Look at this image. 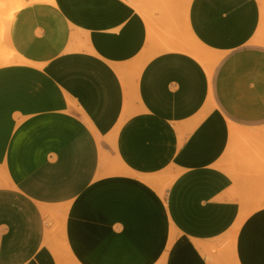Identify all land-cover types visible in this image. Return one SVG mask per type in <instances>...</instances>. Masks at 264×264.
I'll list each match as a JSON object with an SVG mask.
<instances>
[{
  "label": "crops",
  "instance_id": "obj_1",
  "mask_svg": "<svg viewBox=\"0 0 264 264\" xmlns=\"http://www.w3.org/2000/svg\"><path fill=\"white\" fill-rule=\"evenodd\" d=\"M20 1L0 264H264V0Z\"/></svg>",
  "mask_w": 264,
  "mask_h": 264
},
{
  "label": "bare ground",
  "instance_id": "obj_2",
  "mask_svg": "<svg viewBox=\"0 0 264 264\" xmlns=\"http://www.w3.org/2000/svg\"><path fill=\"white\" fill-rule=\"evenodd\" d=\"M6 1H8V0H6ZM23 4H24L23 1H18L17 3L11 4L10 6L9 5L7 6V4L4 5V4L0 3V36L3 37L4 43H5V35L9 29V24L11 22V19H12L13 15L15 14V12L21 6H23ZM153 33H154V31H153V29H151L150 34L153 35ZM187 33L191 39L190 43H186L183 41H179V42H171L170 41L164 47L167 49H177V50H181V51H184L186 53H189V54L195 56L208 69L211 68L212 65L214 64L215 60H216V56L209 53L207 49H205L201 44H199L195 40V38L192 36V34H190L188 31H187ZM168 38H169V36H168ZM8 45L5 44V46H8ZM13 57H14V53L11 50V48H7L6 51H4V48L2 47V43L0 42V63H8L13 59ZM146 59H147L146 57H141L137 62H135V64H134L135 76L138 75V73H139L141 67L143 66L144 62L146 61ZM145 180L148 181L149 183H151L153 186H155L158 189L159 193H163L164 187L170 182V180L167 182L165 181L166 183L165 182H164L165 184L163 183L165 186L160 188L159 187V185H161L160 179L153 178V177H147V178H145ZM237 226H238V224H236V227ZM57 257H58L60 264H65L64 260H63L64 258L62 257V254H59V252H58Z\"/></svg>",
  "mask_w": 264,
  "mask_h": 264
},
{
  "label": "rangeland",
  "instance_id": "obj_3",
  "mask_svg": "<svg viewBox=\"0 0 264 264\" xmlns=\"http://www.w3.org/2000/svg\"><path fill=\"white\" fill-rule=\"evenodd\" d=\"M18 1H20V0H8V1H6V0H1L0 1V3L1 4H4V5H6L7 4V6L9 5H11V4H15V3H17ZM5 2V3H4ZM1 37V36H0ZM181 37H182V40H183V42H186V43H190L191 42V39H190V37L188 36V34H187V32H186V30H185V27L184 26H182V29H181ZM0 42L2 43V47L4 48V51H6V46H5V43L3 42V37H1L0 38ZM5 46V47H4ZM3 52V51H2ZM167 182V181H169L168 179L167 180H164L163 181V183L164 182ZM165 182V183H166ZM161 184V185H159V187L160 188H162V187H164L165 185V183L164 184ZM261 197V196H260ZM260 197H257V199H260ZM59 231H60V228L58 229ZM60 242V241H59ZM65 264H76L75 263V261H74V259H73V257L70 255V256H68L67 257V260H66V263Z\"/></svg>",
  "mask_w": 264,
  "mask_h": 264
}]
</instances>
